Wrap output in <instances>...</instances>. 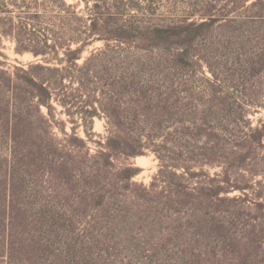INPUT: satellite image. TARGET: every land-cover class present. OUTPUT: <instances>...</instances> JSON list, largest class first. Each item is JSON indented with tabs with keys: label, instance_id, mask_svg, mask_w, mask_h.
<instances>
[{
	"label": "trees",
	"instance_id": "1",
	"mask_svg": "<svg viewBox=\"0 0 264 264\" xmlns=\"http://www.w3.org/2000/svg\"><path fill=\"white\" fill-rule=\"evenodd\" d=\"M200 3L166 17L153 0H0V38L35 58L12 71L0 61V150L9 156L0 162V264L133 262V253L146 264L170 246L177 264H264V116L254 126L247 116L264 109V0ZM203 65L210 77L175 96L178 78L190 85ZM52 103L73 124L68 134L61 122L62 138ZM99 111L107 135L90 154ZM127 125L141 131L122 133ZM138 147L160 162L148 189L131 182L139 168L113 165ZM175 177L187 183L166 189ZM59 190L103 218L87 232L101 245L86 257L60 241ZM233 190L240 195L224 196ZM106 227L126 239L135 231L133 247L110 245Z\"/></svg>",
	"mask_w": 264,
	"mask_h": 264
},
{
	"label": "rangeland",
	"instance_id": "2",
	"mask_svg": "<svg viewBox=\"0 0 264 264\" xmlns=\"http://www.w3.org/2000/svg\"><path fill=\"white\" fill-rule=\"evenodd\" d=\"M68 4L73 3V2H77L79 0H65ZM201 1L204 0H153L154 5L157 6L159 9V14L160 15H165L166 17H179L181 16V14H184L187 10V8H189V6H191L194 2H198L200 3ZM201 4V3H200ZM83 8V3H81L80 5V9ZM98 47H102V43L101 42H96L93 46L88 47L87 50H85V52L83 53V57H86L89 55V52L93 49V48H98ZM15 43L11 40V38H6V37H1L0 38V53L4 55V57L0 56V61L3 62L4 65V69L8 70V71H12L14 66H18V67H24L26 68V66L35 61V58L30 54V53H26L23 55H18L15 53ZM79 63H81V61H79ZM189 76H191L190 78V85H195V86H190L188 85V83L185 82V80H187V77H183L180 76L177 80V82L175 83V88H173V92L175 96H182L181 90L183 89H191L190 87L194 88L196 86H198L197 83L198 80L202 77H210V73L207 70L206 66L203 65L202 68H200V70L196 69L194 71H191ZM184 78V79H183ZM231 93V90H229ZM183 103L185 104V101L183 100V102H180V104ZM52 106L54 108V110L52 111L53 114V120L55 122H57L58 125H56L54 127V132L57 133V136L59 138H62V134L60 133L58 126H63V124L61 125V122H64V131L66 133H71V128L73 126V124L71 123V118L70 116H68L65 113L64 108L56 103H52ZM128 107V105H124L121 106L119 109V113L120 116H124L125 115V109ZM42 113L45 114L46 110L44 108L41 109ZM131 116V115H129ZM133 116V115H132ZM248 119L250 120V122L252 123V126L256 125L257 120L259 118H263L264 116V109L263 108H251L249 110V113L247 114ZM3 118H5L6 116H0ZM75 120H78V117L74 118ZM79 125L76 126L75 128V132L77 134L78 137L83 138L84 140H87L85 134H84V128L82 126V124L79 122ZM231 128L228 127V130H230ZM107 123L105 120V115L104 113H102L101 111L98 112V116L93 118V126H92V133L95 134L93 135L91 141H88V147L90 150V154H94L95 150H96V144L94 143L95 141H102L103 142V137H105L107 135ZM1 132L3 131V129L0 130ZM120 131L122 133L128 134V135H132V134H136L138 132L141 131V128H139L138 126H130L127 125L125 128L120 129ZM169 133H174V128L168 129ZM158 143V142H157ZM129 150V149H128ZM137 152H139V156L137 157H133V158H126L123 157H117V160H113V165L115 168H119L120 167V163H125V165L127 166H132V167H136L140 169V172L131 179V182L138 185V190H139V186H142L145 189H148L150 184L152 183L154 177L156 176V174L159 171L160 168V162L159 159L157 158V156L154 154V152L152 151V148H142V147H138L137 148ZM170 150V154L169 156L171 158H174L175 155H178V153H180L177 150H173V149H169ZM8 150H6L5 147H2L0 150V162H2L5 159H8ZM183 160V156H181V159ZM179 160V161H180ZM178 161V162H179ZM219 168H209V173L212 176V174L214 172H218ZM198 171V168H194L193 173H196ZM113 172V171H112ZM183 171L182 170H177V174H181ZM166 180H168V178H173L170 176V174L165 173L164 174ZM186 178V177H185ZM197 178H193V182H196ZM175 183L174 186H169L166 189H175L177 186L179 185V183H187L186 181H182L179 178H174L173 179ZM262 180V177L260 175L256 176L254 178V181H260ZM80 187V184L77 183L76 184V189ZM262 190V194H264V187L261 189L259 188V191ZM240 193L237 190H233L230 191L229 193L225 194V197L231 198L234 196H239ZM57 208H56V212L58 214V216L60 217V223L62 224L61 228H63L60 232H59V236H60V241L63 245H68L69 247H74L75 250L79 249V254H84L86 257V254H89V249L91 244H96L97 242L100 244L99 239H89L87 237V232L91 231L92 229H98L101 227L102 225V219L98 213H94V209L92 206H88L86 207V205H83L82 203L79 202V199L76 198V196H72L69 197L68 194L64 193V191L59 190L58 193V199H57ZM68 216H73V219L71 220L70 223H67L66 220L68 218ZM119 228L122 227H116L115 230H113V227H110V230L108 232L107 227L104 229L103 234L105 233L108 236V240H109V244H120L122 248H132L133 247V243H132V238L134 237L135 231L131 234L130 233V237L128 239L125 238V233H123L122 231H120ZM113 230V231H112ZM158 238V236L156 237ZM161 238V236L159 237ZM161 242H163V238L161 239ZM108 244V241L106 242V245ZM81 249V250H80ZM85 249V250H84ZM84 250V251H83ZM95 252V250H93ZM111 252V250H110ZM78 254V255H79ZM77 255V254H76ZM159 255H161V257H159ZM131 260H128L127 258H125L122 261V255L120 257H117L116 259L113 260H108L107 264H109V262H112V264H139V262H143L145 259L143 254H131ZM177 255H176V251L173 250V248L170 246L168 251H162L159 250V254L158 252L156 253V258L155 259H151L149 260V262L147 261L146 264H177L175 263V261L177 260ZM106 258L103 257V259ZM157 259V260H156ZM142 260V261H141Z\"/></svg>",
	"mask_w": 264,
	"mask_h": 264
}]
</instances>
